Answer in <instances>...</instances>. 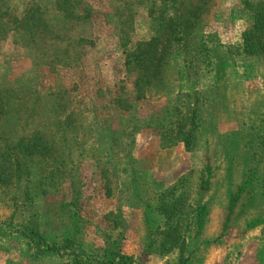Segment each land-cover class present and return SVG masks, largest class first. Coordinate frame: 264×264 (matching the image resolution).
<instances>
[{"label":"rangeland","instance_id":"1","mask_svg":"<svg viewBox=\"0 0 264 264\" xmlns=\"http://www.w3.org/2000/svg\"><path fill=\"white\" fill-rule=\"evenodd\" d=\"M258 1L0 5L8 10L0 20L6 29L0 30V91L29 101L17 110L20 124H9L8 140L38 131L35 139L53 148L50 157H35L38 163L23 183L30 203L0 199V264H70L72 235L90 256L105 241H119L134 264H264V58L252 53L264 52ZM32 17L46 27L32 29ZM184 20L195 22L189 35ZM138 55L163 62L162 74L151 79L157 87L136 91L144 71ZM187 62L201 66L197 75L185 72ZM196 91V141L212 139L216 161L183 176L175 197L197 214L204 210L202 224L191 208L181 216V248L149 252L152 220L139 204L155 205L157 195L177 181L154 174L139 178L136 158L152 140L161 145L156 119L169 128L173 109L185 111L194 100L185 94ZM21 186L7 191L14 194ZM40 238L69 248L58 257L45 252Z\"/></svg>","mask_w":264,"mask_h":264},{"label":"trees","instance_id":"2","mask_svg":"<svg viewBox=\"0 0 264 264\" xmlns=\"http://www.w3.org/2000/svg\"><path fill=\"white\" fill-rule=\"evenodd\" d=\"M6 4V0H0L1 6H5ZM254 6H256V8L259 7L258 14L260 16V14L262 13L261 16L264 22V0L258 1L254 4ZM0 10L1 20L4 16H6L8 10H3L1 7ZM24 19L21 22H23ZM194 19L196 21V17H194ZM32 20L33 22H36L33 25L32 29H34V26L40 25V27L42 28L46 27L43 23H40L39 19H35L34 17H32ZM15 22L18 23L20 21L15 20ZM24 23V26L26 28L28 27L29 29H31L32 26L26 25L27 21H24ZM193 25H195L194 21L184 20V22L182 23V27L186 30H184L183 33H186V35L191 34V28ZM2 26H5V24ZM2 26H0L1 32L6 30L5 28H2ZM256 26V28L246 34L244 39V42H246V44L247 38L251 37L253 34H256V32L258 31L257 28L260 26V24H257ZM182 39L184 41H187L186 37ZM185 44L186 45L184 48H188L186 42ZM252 53L261 54L264 58V52L260 51ZM141 58L142 57H140L139 55L136 57V61L138 62L139 67H142L144 70L143 75H141L142 78L135 81L136 91L138 92H142V90L145 88H153L156 86L153 85V82H151L152 76L154 77L155 75H161V68L163 66V62L160 59H157L155 61L151 59L142 61ZM189 63L188 65L183 67L185 69V72L192 71L190 73H193V75H197V73L201 69V66L198 64L196 65L195 62H192V64ZM210 65L211 63L209 62L207 66ZM164 66H166V64ZM190 75L191 74H188L189 77ZM160 81H163V79ZM186 96L187 98H189V100L193 98L194 100L192 102H188L185 111H182L180 107L173 109V112L169 117V119H172L173 121L170 122L169 128H162V121H164V119H156V126H154L153 128L161 130L163 129L160 136L161 146L163 148L173 147L178 143H183L186 150L188 151L195 148L197 138V129H195V124L197 119L196 117L199 114L200 101H198V98H196L198 96L197 91L187 93L185 94V97ZM27 103H29V101L22 102L21 98L13 96L12 91H0V199H12V201L17 202V204H15L16 206L18 204L21 205V203L25 205V203L28 204L31 202V200L29 199L31 195L28 189L29 187L27 185H24L23 183L29 179L30 169L38 163L35 161V157H37V159L38 157L40 159L48 158L52 154L53 150L49 143L44 142L41 137L35 139V135H38V131H35L28 136H22L23 138L21 137V139H15L14 141L16 143H12L8 140L12 139L13 137L8 131L9 124H20V118L17 117V110L20 109L23 111L22 108H26ZM35 103L36 101L33 104L34 106ZM11 109H15L13 110L14 113L8 116L11 112ZM31 113L30 114L33 115V112ZM17 154L19 156H17ZM182 181L183 178L179 179L170 188L162 190L157 195L158 199L155 205H148L143 203L139 204L144 209L146 218L152 220V222L148 224V229L150 231L148 245L149 252L158 251L159 254L165 255L177 247L181 248V229L185 223L181 216L185 215V212L192 208L191 206L181 204L180 195L178 197H175V194L177 193L180 186L179 184ZM19 183L22 184V186L20 189L15 188L16 192L14 194H10L7 191L8 187ZM192 211H194L197 215L199 224H196L200 225L201 227L204 210H202L199 214H197V210H195L194 208H192ZM199 218H201L200 221ZM32 232L33 230H30V233ZM25 237L26 239L29 238L30 241V235H25ZM72 238H70V252L66 253L70 256V264H134V260L131 256L125 255L120 251V244L118 243L119 241H113L111 243H106L105 241L103 249H101L97 255L90 256L81 251V246L79 247L75 245ZM39 241V245L46 248L45 252L53 253L58 257H61L60 252L62 250H67L69 248L68 245L57 246L55 244H49L41 238L39 239ZM39 245H37L36 249L40 248Z\"/></svg>","mask_w":264,"mask_h":264},{"label":"crops","instance_id":"3","mask_svg":"<svg viewBox=\"0 0 264 264\" xmlns=\"http://www.w3.org/2000/svg\"><path fill=\"white\" fill-rule=\"evenodd\" d=\"M230 126L232 129L238 127L234 121ZM213 142L212 139L202 140L198 136L196 147L188 151L183 143L163 148L158 139H154L147 144V147H144V154L136 158V173L139 178H146L151 174L155 177L166 175L168 183H174L192 170L213 165L216 161V158L211 155Z\"/></svg>","mask_w":264,"mask_h":264}]
</instances>
